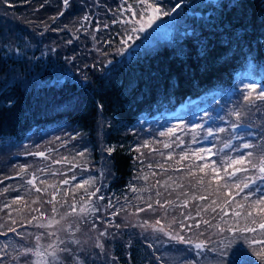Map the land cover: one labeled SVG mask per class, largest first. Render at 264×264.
Masks as SVG:
<instances>
[{
    "label": "trees",
    "instance_id": "1",
    "mask_svg": "<svg viewBox=\"0 0 264 264\" xmlns=\"http://www.w3.org/2000/svg\"><path fill=\"white\" fill-rule=\"evenodd\" d=\"M119 6L120 0H70L67 9L62 8L61 0H7V3L0 0V139L13 138L22 143L41 129L65 126L87 134L94 147L93 153L103 160L96 161V165L103 171L100 185L107 184L106 196H103L104 200H96L100 211L89 216L100 229L109 225V235L106 236L105 254L87 241L83 257L85 264H153L156 261L149 247L151 236L129 242L115 227L120 221L123 225L130 224L132 215L139 218L144 212L137 213L136 208L149 202V197L161 202L172 200L180 205L184 199L189 201L187 208L169 207L171 215L168 216L156 206L158 211L151 213L154 217L151 221L161 219L168 224L172 215L178 220L183 219L181 212L191 213L196 220H211L213 214L210 211L196 217V208L209 205L212 200L221 201L211 194L212 189L206 193L203 188L192 187L195 180L187 175V168L192 164L199 165L201 161L178 160L180 165L176 166L159 158L152 160L155 171H148L150 168L141 161V152L136 150V142L133 143L135 138L140 140L147 135V132L137 131L140 119L175 111L192 99L234 86L237 76L250 63L255 64L264 77V0L210 3L208 17L206 14L192 20L193 27H196L195 37L186 35L177 42L165 40L154 47H140L133 50L135 55L132 58L107 66V61L117 60L119 54L114 44L102 48L100 34L103 24L115 18ZM61 10L64 15L53 21L51 17ZM85 15L90 21L81 19ZM98 23L100 31L97 32ZM110 27L116 28L117 25L110 24ZM61 28L64 30H52ZM69 40L72 42L68 43ZM94 41L98 42L100 51L94 48ZM201 41L208 42L207 56L199 54ZM108 48L112 51L108 52ZM100 52L105 53L102 60L97 58L102 57ZM246 115L253 116V112L248 111ZM99 127H102L103 143H106L103 150H97ZM261 129L263 133L264 128ZM108 147L114 150L109 153L106 151ZM180 150L172 158H179ZM4 153L6 150L0 148V156ZM163 155L160 153L159 156ZM156 163L163 168L157 167ZM192 170L197 176L203 175L195 168ZM144 171L148 180L137 179ZM3 174L6 173L0 172V180L5 176ZM160 177L184 187H170L165 191L162 185H158L162 195L156 197V189L152 186L161 182ZM2 185L0 183V191ZM132 185L138 191L133 192ZM182 192L189 195L181 196L177 201V195ZM222 192L226 190L222 189ZM193 193L208 198L194 200ZM5 196L6 193L0 195V203L8 202ZM109 200L114 209L107 207ZM50 206L47 204L46 208ZM121 207L123 211H120ZM114 210L120 214L110 215ZM97 215L101 219L97 220ZM193 222L191 219L186 221L188 224ZM213 223L225 228L231 224L221 222L218 217ZM171 226L176 234L187 232L184 237L192 241L211 237L210 249L230 236V231L218 232L215 227L208 229L205 225L190 232ZM124 228L128 230L124 231L123 237L128 238L126 234L131 232L130 227ZM260 250L258 247L246 257L247 264H264V260L256 256Z\"/></svg>",
    "mask_w": 264,
    "mask_h": 264
},
{
    "label": "rangeland",
    "instance_id": "2",
    "mask_svg": "<svg viewBox=\"0 0 264 264\" xmlns=\"http://www.w3.org/2000/svg\"><path fill=\"white\" fill-rule=\"evenodd\" d=\"M220 0H188L187 4L182 7L178 13L174 14L176 19H171L168 17H164L161 21L157 22V26H154L153 29H150L147 33L138 34L141 38L135 41V47L133 50L140 47H154L159 42L168 40V41H180L183 37L187 35V33H191L196 30V27H193L192 20H197L201 16L208 17V5L210 3L218 4ZM133 0H128V3H132ZM124 3V0H120V6ZM119 6V8H120ZM127 5H125L126 7ZM118 8V9H119ZM127 15L126 13L115 14L116 19H121L123 16ZM190 22L192 26L190 25ZM110 24L117 25L116 28H111ZM108 28H103V31L100 34V41L102 44V48H104L108 43L105 41H112L111 44L115 45V51L118 54V49L120 48V44L118 42L117 34L120 33L126 26L121 23L113 24L108 23ZM111 33V35L109 34ZM105 37V39H104ZM146 37V38H145ZM7 38V37H6ZM94 48L99 50V44L97 41H94ZM100 51V50H99ZM112 49L108 48V52H111ZM102 57H97L102 60L104 52H100ZM96 58V59H97ZM127 57H122L119 55L118 59L108 60L107 66L114 65L117 62H120ZM111 62V63H109ZM263 72L260 71L255 64L250 63L247 69H244L236 78L235 85L224 89V90H216L210 93H207L200 98L188 102L186 105L180 106L177 111L173 112H162L153 115L147 116L140 119L139 128L137 131L140 133L147 132V135L143 137V139L135 138L133 143H135V148L139 147V152L143 153L140 155L141 161L146 165L152 164V168H150V172L155 171L154 165L155 163L152 160L159 158L166 162L168 165L176 164L180 160L177 158L168 159V154L171 152L172 157L175 154H178V151H182L181 154H185L191 157L193 152L198 153L200 148H211L212 152H219L218 156H211V160H217L219 163V158L224 155L236 156L237 153L231 152L230 149L224 148L223 145L227 141H231V144L234 146H239L243 142L254 143L257 140L254 139L255 136L261 134V127L264 128V101H256L255 104H247L243 100V95L246 94L244 91V84L248 83H256L258 85L256 91H259V86H264V77ZM255 93H253L254 95ZM233 96V97H232ZM239 109L244 113V115L237 120L235 116L229 115L233 110ZM252 111L253 116H247V112ZM167 121V123H165ZM183 121L182 124L179 122ZM149 123V124H147ZM232 123H237L240 125L237 129H232L230 125ZM167 124V125H166ZM150 125V126H148ZM179 125V130L175 132L172 136H163L161 137L159 133L161 131H166L168 128ZM196 125H200L201 127H195ZM152 126H155L152 128ZM225 128L227 129L225 132H216L217 128ZM207 129L213 130V135H207ZM249 133L252 135L250 136ZM264 133V132H263ZM97 139L96 143L98 144L97 150H103L106 148V143L103 139L102 135V127L97 129L96 133ZM75 137V139H73ZM177 137L179 139H177ZM59 138V139H57ZM4 140V141H3ZM184 143H180V141ZM145 141L149 142V147L144 148L140 147L145 143ZM156 141H161L162 143H157ZM195 141V142H193ZM163 143L171 144V148H164ZM258 143V142H257ZM255 143V144H257ZM17 146L16 149H14ZM0 148L6 150L2 156H0V172L6 173L0 181H2L1 191L3 193V189L7 186H10V190L6 193L5 199L8 200L7 203L12 204V198L16 195H20L23 197L22 201H16L13 204V208L19 209V211H13L12 217L21 223L25 220V218H30L31 215H38V213L29 211V207H25V205H29L30 208H40L41 211L45 212L46 215H55L56 219L59 220V215L55 213H51V207L46 208L47 203L45 201L51 199V193L55 191V188L49 187L51 185L58 186L60 188V193L57 196V199H61L63 197V192L65 189H68L69 192L74 189V185L81 183L83 180H88L89 178L94 179V184L91 186L86 185L88 192L94 191L95 189H99L100 191L97 193V196L100 194L102 196H106L107 184L104 183L105 186L100 185V180L103 182L102 173L100 166L96 165L97 162H102V157H97L93 153L94 147L90 144L87 134L77 131L71 130L65 126H58L55 128H45L41 129L32 135H30L24 142L20 143L18 141H14L13 138H2L0 139ZM109 148V147H108ZM87 149L85 155L80 157L77 156V153ZM150 149H157L158 154H154ZM222 149V151H221ZM250 149H241V151H246ZM37 151L46 152L47 159L35 156L28 155L27 153H34ZM164 152L163 156H159L160 153ZM207 156L208 154L205 153ZM255 155V153H254ZM18 158L19 160H16ZM62 158H67L63 160ZM194 160V159H191ZM54 161H61L60 163H55ZM170 163V164H169ZM158 163H156L157 165ZM22 166L27 168V171H22ZM17 168V169H15ZM37 169H42L41 173H37L39 179L36 181V187L41 188V192H36L34 188L26 184V181L31 178L33 173H36ZM71 169V171L69 170ZM172 173H176L178 171H171ZM20 173V175H17ZM72 175H75L77 179L75 181H71L68 185L60 184V181L65 178H70ZM147 176V173L144 171L143 176ZM251 175V173H250ZM8 177V179H5ZM161 178V185L164 184L167 179ZM243 179V176H241ZM44 181L43 184L40 181ZM171 187H176L177 183L168 182ZM48 187V192L45 193L43 189ZM264 187V185H261ZM30 189V190H29ZM77 192V199H79L80 195H85L83 189L75 190ZM247 189H245V192ZM5 193H3L4 195ZM234 194V193H233ZM243 194H241L242 196ZM258 195V194H257ZM37 197H40V200L37 203H32V201L36 200ZM238 198V197H237ZM236 201L241 204H247L244 200ZM66 199L71 203V195ZM5 202V200H3ZM92 203L96 204L99 208L100 206L96 203V198L93 197ZM4 203H0V207L3 206ZM59 208L60 205L58 204ZM67 206L65 205V208ZM235 209V204L230 207H226L228 211V216L225 218L227 222H230V226H236V218L232 215V210ZM238 210V209H237ZM7 211V210H6ZM6 211H0V224L4 223L8 220L6 215ZM63 211V209H61ZM151 211L144 212L139 216L132 215L129 219V223L127 227H130L131 232L126 234L128 238H124L125 225H123L122 221L116 222V225H120L117 227V231L120 236H122L125 241H135L140 240L142 237L147 238V236H151V243L149 241V245L154 260L159 262H154L153 264H160L163 261V264H221L219 254L214 251V248H219L225 254V259L228 258V255L231 249L228 247L231 242L232 247H236L240 245L247 249V253L244 257L246 261L247 256H251L253 252L258 249L259 246H250V241L255 236L257 240L264 239V236L261 234H253V233H239L236 234L234 232H229L230 236L227 238H223L220 243H216L211 249L207 245V247L203 249H196L194 244L200 241H193V244H185L179 242L176 239H172L170 235H165L162 232H155L147 225L141 227L144 224L145 220H148L149 223H153L151 221L154 217L151 214ZM92 217L88 216L86 222L80 223V230L76 235L72 236L71 234L58 233L62 238L69 239H83L86 241H81V248L86 249L87 241L94 245L95 239L99 237V232L107 230L109 232V225H104L103 229L99 228V225L96 224V229L91 228ZM116 221V220H115ZM66 223H76V217H67L65 221H62L61 224ZM94 223V222H93ZM165 224L166 231L170 232L172 235H186L187 232L176 234L170 223ZM245 221L241 219L239 221V226L243 227ZM8 227H16L17 232L21 231V227L18 225H11V222L8 221ZM250 227H254L251 223L248 224ZM23 230L26 232H37L44 231L43 229H36L34 225H29L23 223ZM53 229H49L51 231ZM7 231V227L0 228V232ZM180 232V231H178ZM148 233V234H147ZM215 234V232H213ZM15 235V236H14ZM108 236V235H107ZM188 237V235H187ZM163 238V239H162ZM20 237L14 233H11L7 236L0 235V244L9 243L15 244L20 241ZM189 239V237L187 238ZM100 240L106 246V236L100 237ZM50 241L42 240V247H46ZM25 244L34 243V241L26 240ZM153 245L155 247H153ZM14 255V254H13ZM157 257L160 259L158 260ZM33 260L38 259V257H32ZM248 261H246L247 264ZM4 264H10V258L4 261ZM19 264H24V261L21 260Z\"/></svg>",
    "mask_w": 264,
    "mask_h": 264
},
{
    "label": "snow or ice",
    "instance_id": "3",
    "mask_svg": "<svg viewBox=\"0 0 264 264\" xmlns=\"http://www.w3.org/2000/svg\"><path fill=\"white\" fill-rule=\"evenodd\" d=\"M7 3V0H4ZM25 2H30V0H25ZM188 0H133L132 3H128V0H124V3L121 4L120 8L117 9L119 13H126L127 15L123 16L121 19L113 18L111 23L124 24L126 27L117 34L118 42L120 44V48L118 49V54L122 57L132 58L135 53L132 52V49L135 47V41L140 39L141 37L138 34L147 33L150 29H153L154 26H157V22L161 21L164 17H168L171 19H176L174 14L178 13V11L187 4ZM62 8L67 9L70 5V0H61ZM125 5H127L125 7ZM44 5H40L43 7ZM64 11H58L56 16L51 17L53 21H55L59 16H63ZM83 21H90V17L85 15L81 18ZM108 24L104 23L103 27L108 28ZM66 27V26H65ZM53 31H63L64 29H52ZM95 31H100L99 23L97 24ZM187 35L196 36V33L193 31L191 33H187ZM146 38V37H145ZM198 39V37H197ZM72 41L69 40L68 43ZM105 43L111 44L112 41L108 40ZM202 57L207 56L209 54L208 42L201 41L200 42V53ZM111 63V62H109ZM244 91L246 94L243 95V100L247 104H255L256 101H264V86H259V91H256L258 85L256 83H248L244 84ZM253 93H255L253 95ZM9 105H11V101L9 100ZM229 115L235 116L237 120H239L244 113L239 109L233 110ZM180 124L183 121L179 122ZM195 127H201L200 125H196ZM232 129H237L240 127L237 123H232L230 125ZM179 130V125H174L168 128L166 131H161L159 135L163 136H172ZM227 129L221 127L217 128L216 132H225ZM213 130L207 129V135L212 136ZM251 136L252 134L249 133ZM59 139V138H57ZM75 139V137H73ZM177 139H179L177 137ZM258 141L257 144H253L250 142H243L239 146H234L231 144V141H227L224 143L223 147L230 149L231 152L237 153L236 156L224 155L219 158V163L217 160H211L210 157L215 155L219 157V152H212L211 148H200L197 154L193 152L191 157L185 154H180L179 159L184 161L186 159H194L199 160L201 163L199 165L192 164L191 167L187 168V175L192 177L195 180V183L192 184L190 180L189 183L192 184L194 188H203L207 193L209 189H212L211 194L216 195L218 200L221 202L218 203L217 200H212L211 204L205 205L203 207H197L195 211V216L200 217L201 213L211 212L213 215L211 220L209 219H199L196 220L195 217L191 215V213L181 212V216L183 219H177L175 215H172L171 224L175 225L182 231H192L194 228L199 229L201 225L207 226L208 229L215 227L218 229V232L231 231L236 234L239 233H253V234H261L264 236V133H261L254 137ZM157 143H162L161 141H156ZM195 142V141H193ZM180 143H184L182 140ZM140 147L148 148L149 142L145 141L143 145ZM164 148H171L172 145L168 143H163ZM241 149H250V151H241ZM114 149L108 148L107 152L111 153ZM139 151V147L136 149ZM87 149L80 151L77 153V156H84ZM150 151H158L157 149H150ZM222 151V149H221ZM205 153L208 155L206 156ZM255 153V155H254ZM28 155H35L42 158L47 159L46 152L37 151L34 153H27ZM143 155V153H141ZM163 155V153H161ZM168 159H172V153L168 154ZM66 160L67 158H62ZM208 161L204 163V161ZM55 163H60L61 161H54ZM149 168H152V164L148 165ZM157 167L163 168L162 165L157 164ZM195 168L199 173H203L201 176H197V173L192 169ZM71 171V169H69ZM22 171L26 172L27 168L22 166ZM42 169H37L36 173L31 175V178L26 181V184L34 188L36 192H41V188L36 187V181L39 179L37 173H41ZM223 173V174H221ZM251 173V175H250ZM20 175V173H17ZM243 176V179H241ZM8 179V177H5ZM77 177L72 175L70 178H65L60 181L62 185H68L71 181H75ZM137 179H143L145 181L148 180V176L137 177ZM169 180H172L169 177ZM94 179L89 178L88 180H83L81 183L74 185V189L69 192L68 189H65L63 192V197L61 199H57L58 194L60 193V188L55 185H51L49 187L55 188V191L51 193V199L45 201L44 203L50 204L51 213H55L59 215V220L56 219L55 215H46L45 212L41 211L40 208H30L29 205H25V207H29V211L38 213V215H31L30 218H25L23 223L34 225L36 229H43L44 231L37 232H26L23 230V223L14 219L12 217L13 211H19V209L13 208V204L16 201H22L23 197L20 195H16L12 198V204L4 203L2 207H0V211H6V215L8 220L4 223L0 224V228L7 227V231L0 232V235L7 236L9 232L16 234L21 239L15 244L3 243L0 244V264H4L5 260L10 258V264H19L21 260L24 261V264H85L84 255L86 249L81 248V241L75 238L64 239L58 233L71 234L75 235L76 232H79L80 223L86 222L89 215L92 213H98L100 208L92 203L93 197L96 200H104L103 196H97V193L100 191L98 188L94 191L88 192L86 185L91 186L94 184ZM213 182H215V187H213ZM2 183V181H0ZM41 184L44 181H40ZM175 183V181H173ZM158 185H161L160 181H157L155 185L152 187L156 189L155 196L160 197L162 193L158 189ZM165 191L171 187L168 181H165L162 185ZM133 192L138 191V189L132 185L130 186ZM176 187L183 188L184 185L176 184ZM83 189L85 195H80L79 199H77V192L75 190ZM226 190V192H222ZM233 189L235 190L233 194ZM245 189L247 191L245 192ZM10 190V186H7L3 189V193H7ZM30 190V189H29ZM45 193L48 192V187L43 189ZM0 193V195H3ZM241 194H243L241 196ZM258 194V195H257ZM71 195V203L66 199ZM171 195V193H169ZM189 193L182 192L177 195L176 200L179 201L181 196H188ZM240 197L242 200L246 201L247 204H241L236 201V198ZM208 197L206 195H199L198 197L193 193L192 199L204 201ZM40 200V197H37L36 200L32 201V203H37ZM149 202H146L143 207H137L136 212H157V207L159 209L164 210V215H171L169 213L168 208L172 207L173 209L178 207L187 208L189 201L188 199L183 200V204H176L172 200L165 199L161 202L160 199L152 200V197L148 198ZM60 205L58 208L57 205ZM235 204V209L232 210V215L236 218V226H228L227 228L221 227L219 223H213L219 218V220L225 224L227 221L225 217L228 216V211L226 210V206L230 207ZM65 205L67 206L65 208ZM108 208L114 209L112 201H108ZM63 209V211H61ZM219 209V212H217ZM238 209V210H237ZM124 208L121 207L120 211H123ZM120 211H112L110 215L118 216ZM67 217H76V223H66L61 224L62 221H65ZM96 219H101L100 216H96ZM193 220L192 224L186 223L188 220ZM243 219L245 224L243 227L239 226V221ZM8 221L11 222V225H18L21 227V231L17 232L16 227H8ZM251 223L255 225L254 227L248 226ZM147 225L155 232H162L165 235H170L172 239H176L179 242L185 244H193L191 239H186L182 235H172L170 232L166 231L165 224L161 219H156L153 223H149L148 220L144 221V224L141 225L143 227ZM96 224L92 223L91 228L96 229ZM115 227H120V225H115ZM127 227V225H125ZM49 229H53L49 231ZM207 230V229H206ZM203 235V233H200ZM109 235L107 230L99 232V237L95 239L94 247L100 250L101 254H105V245L100 240V237H105ZM26 240L34 241L31 244H25ZM48 240L50 241L46 247H42L41 241ZM209 243H213L211 237H208L204 241L196 242L194 247L196 249H203L207 247ZM72 245H76V247H72ZM259 246L260 251L256 252V256L258 259L264 260V239L257 240L255 236L250 241V246ZM152 245H149L151 247ZM231 251L228 255V258L225 259V254L219 248H214L213 250L219 254L221 264H246L244 259L247 249L237 245L236 247H232L231 242L228 246ZM14 254V255H13ZM90 254V253H89ZM32 257H38V259L33 260ZM159 260L160 258L157 257ZM163 264V261L160 262ZM183 264V261L181 262ZM194 264V262H193Z\"/></svg>",
    "mask_w": 264,
    "mask_h": 264
}]
</instances>
